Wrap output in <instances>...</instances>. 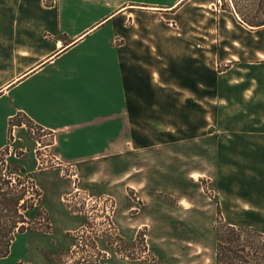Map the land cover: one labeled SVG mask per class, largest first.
<instances>
[{"label":"crops","instance_id":"1","mask_svg":"<svg viewBox=\"0 0 264 264\" xmlns=\"http://www.w3.org/2000/svg\"><path fill=\"white\" fill-rule=\"evenodd\" d=\"M65 1L53 0V6L42 10L39 0V9L29 11L31 4L24 0H0V18L5 19L10 10L20 13L24 5L28 18L41 21L1 22L8 38L16 40L17 52L9 85L4 88L17 83L0 98V102H9L7 112L0 116L1 139L8 133L9 120L18 114L50 136L45 159L35 157L32 163L23 162L41 192L39 205L49 221L50 232H18L23 237L18 253L14 249L20 237L12 241L7 255L0 256V264H14L16 259L30 258V253L36 264H50L47 252L67 247L64 236L78 229L81 220L65 204L71 192L70 177L62 173L65 170L75 167L90 181L95 176L102 180L110 156H118L112 160L116 169L115 161L147 150L153 140L201 137L195 135L193 124L188 126L184 121L186 115H199L201 111L200 59L205 53L200 49V40L181 34L170 39L163 27V22H168L163 15L174 10L173 21L178 17V22H184L180 17L190 5H198L199 11L212 5V44L207 51L212 56V67L206 64L207 71H212L208 72L212 88L205 93L210 91V98L212 94L215 153L224 155V170L228 159L235 161L240 156L241 218L264 219V26L249 27L237 14L216 10V0L191 4L178 0L170 7L161 2L121 0L106 19L77 26L63 20L61 6ZM111 16L114 35L106 38V50L76 52ZM114 38L119 39V45H112ZM66 46L72 47L63 52ZM98 57L102 62L95 65V70L72 65ZM84 76H94L98 85L89 89L83 79L76 85V80ZM121 170L126 172L125 167L117 171ZM121 181L122 176L116 185ZM228 182L225 175L226 190H221V195L228 194ZM129 187L133 185L129 183ZM117 189L121 192L119 186ZM249 197L254 204L251 208ZM119 198L122 211L136 209L135 200L128 199V195L120 194ZM119 223L125 231L148 227L139 213L131 218L120 217ZM247 226L254 227L241 223V227ZM26 233L32 235L30 241Z\"/></svg>","mask_w":264,"mask_h":264},{"label":"rangeland","instance_id":"2","mask_svg":"<svg viewBox=\"0 0 264 264\" xmlns=\"http://www.w3.org/2000/svg\"><path fill=\"white\" fill-rule=\"evenodd\" d=\"M106 1L109 4L106 5ZM119 1L121 0H66L63 2L64 6H61V13L66 22L82 26L98 19H106L111 15L114 4ZM177 1L138 0L143 3H168L169 7ZM188 1L190 4L198 1L212 3V0ZM24 2L31 4L29 11L34 7L39 9V0H24ZM259 4L260 0H216V10L237 14L242 20L244 17L241 13L247 14L246 9L258 7ZM53 5V0L41 2L42 10ZM213 8L215 9V6ZM19 10L20 13L10 10L5 19L0 18V98L6 96V92L17 83L15 81L7 87L8 89L4 88L9 85L12 74L11 64L16 63L17 52L14 49L16 40L8 38L4 32L7 28L3 27L1 22H41L27 17L26 6L22 5ZM200 10L198 5L194 7L190 5L180 17L184 22H178V17L173 21L176 17L172 14L176 10L170 11L168 15H163V19L168 20L163 22V27L167 29L164 33L168 34L170 39L181 34L186 35L190 40L193 37L200 40V49L205 53L200 59L201 111L199 115H186L190 119L185 117L184 121L188 126L193 124L195 135L201 137L193 140H162L165 143L161 140H153L154 144L147 150L123 156L120 161L119 159L115 161L116 169L112 165V160L118 156H110L112 159L106 158L102 180H98L95 176L90 181L85 172H80L75 167L62 172L64 176L70 177L71 182V192L65 197V204L68 211L81 220V225L64 236L68 242L65 249L47 252L46 257L50 258V264H220L217 255L219 241L216 229L224 228L226 224L231 225V223L238 225H234L237 228L246 230L241 242L235 244V247L239 245L240 255L247 256L244 260H240L239 264H248L247 261L249 264H264V234L260 233L264 230V219L241 218L240 156H237L235 161L228 159L224 170L225 157L218 152L216 154L212 144L214 138L212 94L210 98V91L208 94L205 93L212 88V75L208 73L212 71L209 69L207 71L206 68V64L212 67V56L207 53L209 45L212 44V5L210 7L207 5L205 11L202 8ZM253 15L255 14L249 16ZM113 17L101 23L98 27H103L86 39L83 46L77 47L76 52L105 51L106 38L114 35ZM119 44V39L114 38L112 45ZM67 58L70 60V56ZM101 62L102 58L98 57L72 65L91 71ZM81 65L86 66L81 67ZM14 69L15 65L12 71ZM207 77L211 80H207ZM93 78L94 76L80 77L76 80V85L83 79L89 89H94L98 81ZM13 95L16 96V93L14 92ZM8 106L7 99L0 102V116L5 115ZM25 119L26 116L21 114L10 119L7 123L8 133L6 132L3 140L1 139L3 131L0 128L2 143L0 146V252L6 249L8 234L12 230H15L14 239L20 237L14 249L15 253H18L23 240V237L18 235L17 229L24 227V231L50 232L49 221L39 205L41 192L31 179L32 174L26 171L23 165V162L27 161L32 163L35 157L42 160L48 155L49 149L45 146L50 143L47 141L50 136L47 132H42L39 126ZM20 125L25 126L19 128ZM185 129L187 130V127ZM43 136L48 137L43 138ZM24 153L26 157L23 158ZM122 167H125L126 172L117 171ZM98 174L100 175L101 172ZM225 175L229 180V189L228 194L221 195L220 191L226 190ZM121 176L123 181L116 185L117 179ZM129 183L133 185L132 188L129 187ZM117 186L120 187L119 193L116 191ZM120 194L128 195V199L130 197L135 200L136 209L122 211ZM22 196L23 203L20 201L17 205L16 202ZM88 198L91 200L106 198L111 201L105 203L109 206L110 218L106 213L104 214L107 216L106 221L110 223L106 222L104 226H98L100 220L97 219L102 215L100 212L94 213L95 207L92 201L87 202ZM249 200L251 208L254 204L251 197ZM138 213L146 220L148 227L125 231L120 226V217L131 218ZM224 214L228 218H225ZM26 218L27 224L24 225L22 221ZM242 222L254 227H241ZM28 234L26 233V236L30 241L32 235ZM243 246L244 251H242ZM31 254H29L30 258L27 257L29 259H16L14 264H36ZM229 262V264H237L234 260Z\"/></svg>","mask_w":264,"mask_h":264},{"label":"trees","instance_id":"3","mask_svg":"<svg viewBox=\"0 0 264 264\" xmlns=\"http://www.w3.org/2000/svg\"><path fill=\"white\" fill-rule=\"evenodd\" d=\"M254 8V9H253ZM253 8H248L246 9L247 14L241 13V15L244 17V19H242V22H244L247 26L249 27H253V28H259V27H263L264 23L261 24H247L246 22H264V0H260V4L258 7H253ZM252 13H254L255 15L253 16H249ZM72 47V46H70ZM70 47L63 49V52L68 50ZM19 201H17V205L20 203V201L24 200V197H19L18 199ZM27 218L25 220L22 221V223L25 225L27 223ZM24 227L23 228H19V232L22 233L24 231ZM224 230V232H223ZM248 231V230H247ZM14 233L15 230H12L8 236H9V240L7 242L6 245V249L2 252H0V256H5L8 254L9 252V247L12 243V241L14 240ZM246 233V230H244L243 228H237L233 225L230 224H226L224 226V228H217L216 229V234L218 237V241L219 243H217V250H218V258L220 261V264H229V261L234 260V262H237V264L240 263V260H244V258H247V256H242L240 255V250H239V245L235 247L236 243H240L241 242V237L243 234ZM264 239V238H263ZM244 246L242 248V251H244ZM246 251V250H245ZM248 255H250L248 253ZM247 263L249 264V261H247Z\"/></svg>","mask_w":264,"mask_h":264},{"label":"built area","instance_id":"4","mask_svg":"<svg viewBox=\"0 0 264 264\" xmlns=\"http://www.w3.org/2000/svg\"><path fill=\"white\" fill-rule=\"evenodd\" d=\"M45 158H46V156H44V159ZM90 201H92V205H94V207H95L94 213L100 212V214L102 215L100 218L97 219V221L100 220V222H98V226H104L106 224V222H109L108 220L106 221L107 216L106 215L104 216L105 213L109 216V206L105 203L107 201L108 202H111V201L107 200L106 198H100L97 200H91V198H88L87 202L89 203ZM104 206H106V207H104ZM104 210H105V212H104ZM109 218H110V216H109ZM92 219H93V217H92Z\"/></svg>","mask_w":264,"mask_h":264},{"label":"bare ground","instance_id":"5","mask_svg":"<svg viewBox=\"0 0 264 264\" xmlns=\"http://www.w3.org/2000/svg\"><path fill=\"white\" fill-rule=\"evenodd\" d=\"M92 32V31H91ZM87 34L84 35V37L86 36ZM7 89V88H6Z\"/></svg>","mask_w":264,"mask_h":264}]
</instances>
